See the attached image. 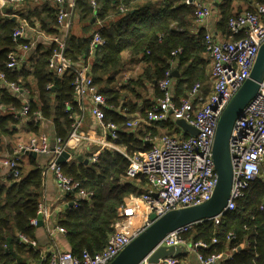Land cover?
I'll return each mask as SVG.
<instances>
[{"label":"trees","instance_id":"obj_1","mask_svg":"<svg viewBox=\"0 0 264 264\" xmlns=\"http://www.w3.org/2000/svg\"><path fill=\"white\" fill-rule=\"evenodd\" d=\"M235 1L241 0H221L217 6L220 18L216 28L227 38L232 37L227 29L228 18L240 12L234 11ZM243 1L245 9H249L248 1ZM194 8L184 0H75L72 12L95 27L87 37L69 33L65 54L73 63L89 62L93 83L105 97L103 113L106 121L122 127L131 115L145 116L161 96L158 81L170 68L175 67L179 73L174 79L175 101L184 97L196 82H204L210 59L205 52L202 31L192 32ZM41 10L7 7L4 10L6 15L0 13V70L6 73L8 81L29 91L25 126L30 131H37L33 126L41 120L34 122L33 117L39 111L42 121L51 120L56 137L65 141L72 129L73 119L69 113H75L76 101L72 75L60 77L47 68L52 46H38L35 53L28 56V61H31L29 69L24 67V63L16 69L6 68L8 53L28 43V39L12 40V33L20 22L12 15L22 17L30 26L46 34L59 33L56 7L45 5ZM41 13L45 14L44 18ZM95 32L104 43L96 47L90 57V40ZM177 49L181 52L174 55ZM88 59H92L91 62ZM129 64L139 65V71L126 79L124 72L129 70ZM208 84L209 81L203 85L207 87ZM149 93L152 94L151 100ZM22 106L18 97L0 85V109L3 110L0 113V145L7 137L14 138L20 123L6 108L19 110ZM67 107L71 109L67 111ZM121 127L115 143L128 153L149 148L143 137L148 132L155 133L158 127H170L176 135L179 133L171 119L144 122L134 131ZM5 147L12 153L10 145ZM25 156L28 166L21 162L23 167H20L19 177L0 182V264H36L44 255L35 246L36 225L31 224V219L37 217L44 167L36 158ZM127 166L128 160L112 149L99 151L95 162L84 163L83 159H75L60 165L66 176L78 181L84 190L91 193L87 200H79L77 207H68L56 221L55 226L66 230L64 239L73 253L102 250L113 232L112 224L118 218L124 198L146 191V180L142 175L134 179L126 177ZM66 200L71 201V196L67 195ZM20 234L33 241L34 245L21 241ZM183 237L190 242H205L207 247L200 249L203 257L240 247L231 257L216 264H264L263 177L250 184L245 195L236 200L235 208L225 212L218 224L210 220L194 224Z\"/></svg>","mask_w":264,"mask_h":264},{"label":"built area","instance_id":"obj_2","mask_svg":"<svg viewBox=\"0 0 264 264\" xmlns=\"http://www.w3.org/2000/svg\"><path fill=\"white\" fill-rule=\"evenodd\" d=\"M23 0H0V13L21 3ZM193 5L194 27L192 32L203 33V45L210 59L209 84L204 87L196 82L187 94L174 100V78L171 76L173 68L164 73L158 81L161 96L145 113V116L135 115L128 118L122 127L105 120L103 107L105 97L98 91L90 74L89 62L73 63L66 56V39L71 27L72 9L75 0H54L56 5V27L59 33L49 35L32 27L24 19L12 33V40L28 39L25 45H19L16 51L7 55L6 68L16 69L26 62L30 51L38 41L51 45V55L48 58L47 68L57 76L72 75V85L75 101L82 104L84 99L90 100V113L95 118L101 130L100 135H86L79 130V122L74 113L72 129L65 141L59 137L51 143L44 133L30 137L27 141L16 145L9 159L0 160V164L10 169V177L20 175L21 160L28 151L44 155L49 158L47 168L54 173L56 183L61 192L70 195L72 200H66V207H77L79 200H87L91 193L84 190L78 181L66 176L60 165L55 163L56 157L62 151H68L75 157L85 144L97 145L89 157L92 162L98 158V152L103 149H112L121 153L127 160L126 177L134 179L142 175L146 180V191L140 195H129L124 198L118 210V218L112 224L113 232L107 237L105 246L96 253L82 250L75 254L70 250L54 248L51 252L41 256V262L36 264H109L134 238L149 227L153 220L169 211L201 205L209 201L217 184V174L214 170L212 144L218 120L243 83L250 77L251 69L260 47L264 44V0H246L249 9H244L227 21L230 38H221L207 28L206 21L211 15L210 4L203 0H184ZM95 6V2L92 1ZM100 24V22H98ZM103 39L98 32L92 34L90 40V57L94 49L102 46ZM181 49L173 52L180 53ZM0 85L7 88L12 96L18 97L23 106L16 110L6 108L20 123H26L29 111V91L15 82L8 81L6 73L0 70ZM71 107H67L69 111ZM39 111L34 113L33 121L42 120ZM168 119L175 121L183 119L197 129L195 136L184 133L179 129L178 135L156 136L147 133L143 140L149 145L145 151L128 153L115 141L119 137L120 127L123 130L134 131L144 122H163ZM187 134V136H185ZM228 150L231 164V187L223 210L205 221L218 224L221 216L235 208L237 199L243 197L250 184L260 176L264 165V72L258 81L254 96L242 110L240 117L234 120L228 137ZM264 179V176H263ZM41 214L44 221L50 219V211L42 204L37 206V215ZM203 222V221H200ZM181 226L165 234L154 245L152 250L137 262L150 264L149 255L160 246L183 245L185 251H193L202 264H216L224 258L231 257L240 247L232 248L227 253H213L203 257L200 249L207 247L203 241L190 242L184 239L194 224ZM37 219H31L36 225ZM48 231L64 234L62 226L49 227ZM234 237L232 234H230ZM19 238L25 243L34 245L26 236ZM215 242V239H212ZM157 264H181L178 257H167Z\"/></svg>","mask_w":264,"mask_h":264},{"label":"water","instance_id":"obj_3","mask_svg":"<svg viewBox=\"0 0 264 264\" xmlns=\"http://www.w3.org/2000/svg\"><path fill=\"white\" fill-rule=\"evenodd\" d=\"M214 4L217 5V3ZM263 72L264 44L259 49L250 77L243 83L218 120L212 144L214 170L217 174V184L212 198L201 205L169 211L159 218L151 214L149 217L150 220H153L152 224L134 238L109 264H137L168 232L187 224L205 221L223 210L231 187V164L228 150L230 130L234 120L241 116L243 108L254 96ZM171 76L178 77V71L174 69ZM174 123L184 133L192 136L198 133L197 129L183 119H176ZM26 153L33 158L38 157L35 152L28 151ZM71 156L72 154L68 151H62L56 157L55 163L61 165L69 161ZM77 158L82 159L80 155ZM83 161L88 163L87 159H83ZM36 219V227H42V215L38 214ZM184 253L186 251L183 245L160 246L149 255L148 262L157 264L162 258L177 257Z\"/></svg>","mask_w":264,"mask_h":264},{"label":"crops","instance_id":"obj_4","mask_svg":"<svg viewBox=\"0 0 264 264\" xmlns=\"http://www.w3.org/2000/svg\"><path fill=\"white\" fill-rule=\"evenodd\" d=\"M204 3L210 4L211 7V15L209 19L206 21L207 28L212 31L215 35L226 39L227 37L221 33L220 30H217V22L219 21V12H218V4L221 2V0H210V2L203 0ZM214 3H217L215 5ZM48 5L49 7L55 8L56 5L54 3V0H23L21 3H18L17 5L11 7L13 10H20L24 9L26 11H32V10H38V12H42L41 7ZM45 14L41 13V17L44 18ZM13 19H17L18 21H22L23 18L12 15ZM110 20L112 19L111 17L109 18ZM91 24V23H90ZM88 25V22L85 20H82L79 18L78 14H74L72 12L71 15V27L69 29V33L73 34L76 37H87L89 36L92 31L94 30L93 28L95 26H90ZM39 44V45H38ZM40 46L41 48H45L48 45L42 41H38L37 44L32 48L30 51L29 55H33L35 53V49ZM29 59V58H28ZM26 60V62L23 64L25 68H28L31 66V61ZM174 67V66H173ZM129 69L127 72H124V77L127 79L131 75H135L139 71V65H131L129 64L127 66ZM133 69V70H131ZM174 69H176L174 67ZM174 79L177 77H173ZM175 94V87L173 88V96ZM149 99H152V94L149 93ZM3 110L0 109V113H2ZM77 121L79 122V130L81 133L86 134V135H91V134H96L100 135L101 130L98 127L95 118L92 116L90 113V100L89 99H84L82 101V104L78 101H76V111L74 113ZM136 115H139L136 113ZM134 116L131 115L130 118H133ZM33 127H36L35 129L37 131H30L27 126H25V123H19L17 125V133L15 134L13 138L15 142L9 137L5 138L3 140V145L1 144L0 146V160L3 159H9L16 147V145L20 142L27 141L30 137L39 135L41 133H44L48 136L49 140L51 143L54 142V138L56 137L55 132H54V127H53V122L51 120H41V122L38 125H35ZM12 141V144H11ZM10 145V150H12V153L6 149L5 146ZM97 149V145L94 144H88V145H83L80 149V152L77 153L75 157H71L70 160H75L78 159L77 156L80 155L82 159H87L88 162H92L89 157L93 151ZM37 162L40 166H42L43 169V186L41 190V195L39 199L38 204H42L48 211H50V219L48 221L43 220V226L42 227H36V242L35 246L37 249L40 250L41 253L45 255V253L51 252L52 249L54 248H60V249H65V250H70L69 245L66 243L64 239V235L61 233L57 232H51L48 231L47 225L49 227H54L56 225V221L58 217L69 207H66V197L63 192L60 191V189L57 186L56 179L54 176V173L47 168V162L49 158L44 155H38L36 158ZM69 160V161H70ZM23 161L24 165H27L26 163V156L22 157L21 162ZM20 162V163H21ZM28 166V165H27ZM21 167L23 165L21 164ZM10 169L7 166H3L0 164V182H6L8 178H11L10 175ZM182 257L180 259L181 264H202V262L198 259L197 255L195 252L188 251L184 254H181L177 257Z\"/></svg>","mask_w":264,"mask_h":264},{"label":"rangeland","instance_id":"obj_5","mask_svg":"<svg viewBox=\"0 0 264 264\" xmlns=\"http://www.w3.org/2000/svg\"><path fill=\"white\" fill-rule=\"evenodd\" d=\"M206 1L210 2V0H206ZM233 8H234V11H238V12L242 11L246 8L245 2L243 0L237 1V2L235 1V2H233ZM88 60L91 62L92 59H88ZM210 69H211V65H209L207 70H206V77H205L204 82H202V85L207 84V82L209 81ZM204 87H206V86H204ZM154 132L155 133H151V134H154L156 136L167 135V134L176 135V132L174 133V130L170 127H158V128H156V130ZM148 133H150V132H148ZM14 138H16V137H14ZM11 140H13L15 142L14 139H11ZM11 144H12V141H11ZM263 175H264V167L262 168L259 177H263Z\"/></svg>","mask_w":264,"mask_h":264}]
</instances>
